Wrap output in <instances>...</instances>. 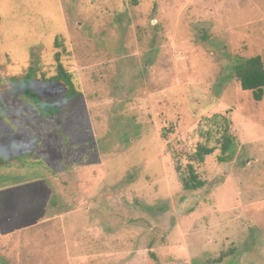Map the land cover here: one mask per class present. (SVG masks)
<instances>
[{
  "label": "rangeland",
  "instance_id": "1",
  "mask_svg": "<svg viewBox=\"0 0 264 264\" xmlns=\"http://www.w3.org/2000/svg\"><path fill=\"white\" fill-rule=\"evenodd\" d=\"M255 55L264 0H0V154L25 131L30 66L41 99L68 90L56 59L80 93L42 148L26 133L0 161V264H264V92L233 72ZM199 143L205 184L184 190Z\"/></svg>",
  "mask_w": 264,
  "mask_h": 264
},
{
  "label": "trees",
  "instance_id": "2",
  "mask_svg": "<svg viewBox=\"0 0 264 264\" xmlns=\"http://www.w3.org/2000/svg\"><path fill=\"white\" fill-rule=\"evenodd\" d=\"M136 2V0H133ZM57 60V74L54 79H58L59 81H64L67 85V91L65 93V99H69V101L76 100L80 97V93L74 87L73 82L70 79L68 73H66L61 64L59 59ZM36 69L32 66L28 68L27 73L24 75L22 86L20 85L23 93L27 97H31L34 94L37 95L35 92L32 91L31 86L33 84V77L35 76ZM233 72L236 75L240 87L243 90H250L252 91V96L255 101H259L263 97L264 92V58L255 55L248 58H238L236 64L233 65ZM45 80V79H44ZM45 84H47V80H45ZM40 98V97H39ZM41 99V98H40ZM43 100V99H42ZM47 103V101H45ZM0 109L5 116H8L10 113L5 108L3 103L0 102ZM60 113V109H54L48 113L47 118H53L55 115ZM213 118H216L214 115ZM225 125L222 129L221 138L219 139L220 142V151L223 156H218L220 161H225L226 159H230L234 152V144H235V137L229 133L228 129V122L225 121ZM214 147H210L207 143H199L195 151L189 156V163L186 164V172L182 170L178 171L179 178L182 184V188L184 190H195L201 188L205 181L200 179L195 172V169L192 165V161L202 162L206 155L211 154L214 151ZM153 256V255H152ZM226 256V253H221L216 258H209L206 262L209 264L219 263L221 262Z\"/></svg>",
  "mask_w": 264,
  "mask_h": 264
},
{
  "label": "clouds",
  "instance_id": "3",
  "mask_svg": "<svg viewBox=\"0 0 264 264\" xmlns=\"http://www.w3.org/2000/svg\"><path fill=\"white\" fill-rule=\"evenodd\" d=\"M75 83V81H74ZM47 101V103H45ZM64 96L63 94H58V98L55 100H42L37 95H33L27 99L25 111L21 117L19 129H24L23 133L18 134L12 139L15 143L14 151L9 154H0V161L9 160L13 156L25 155L28 152V148L22 147L21 145L27 144L26 133H31L34 136V144L42 148L44 140L48 138V135L51 133L52 128L49 126L47 121L48 113L54 109H62L64 107ZM38 120L40 124L44 125L47 128V132H44L41 129V135L37 136V128L39 125L32 123L33 120ZM41 155H46L41 153Z\"/></svg>",
  "mask_w": 264,
  "mask_h": 264
}]
</instances>
